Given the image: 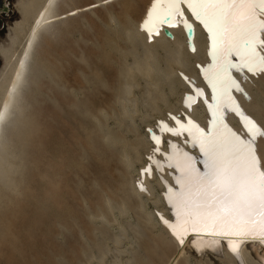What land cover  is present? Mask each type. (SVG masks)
Listing matches in <instances>:
<instances>
[{"label":"rangeland","instance_id":"rangeland-1","mask_svg":"<svg viewBox=\"0 0 264 264\" xmlns=\"http://www.w3.org/2000/svg\"><path fill=\"white\" fill-rule=\"evenodd\" d=\"M18 2L11 5L19 17L11 25L4 21L0 40L17 51L21 36L12 47L10 36L22 21ZM143 2L102 3L54 21L38 36L21 122L6 132L18 169L15 186L0 188V264H166L173 253L153 214L161 209L168 215L159 178L156 199L144 202L129 190L132 182L138 188L148 163L149 126L172 112L186 115L178 93L168 89V75L177 67L175 47L163 40L147 48L131 33L135 26L144 32L138 22ZM145 42L152 41L145 35ZM179 60L196 76L200 62L184 54ZM3 67L0 55V72ZM253 86L257 103L249 107L264 122V75Z\"/></svg>","mask_w":264,"mask_h":264},{"label":"snow or ice","instance_id":"snow-or-ice-1","mask_svg":"<svg viewBox=\"0 0 264 264\" xmlns=\"http://www.w3.org/2000/svg\"><path fill=\"white\" fill-rule=\"evenodd\" d=\"M182 5L207 31L212 57L206 70H202L211 90L210 100L204 98L203 89L194 86L193 93L185 96L184 104L191 108L197 97L202 98L210 119L205 129L190 117L182 119L169 113L173 123L159 121L160 134L149 129L154 147L147 166L141 169V177L145 174L150 177L153 169L163 171L165 164L179 173L175 183L180 190L167 187L166 192L177 223L162 216L161 219L180 244L184 243L181 235H188L189 223L194 233L211 227L217 229L211 234L221 237L237 241L250 237L264 242V159L257 148V138H264V127L245 113L233 95L240 92L248 96L233 71L264 73V0H152L141 24L150 40L154 32L159 34L160 25L182 24L191 29ZM229 113L239 118L243 133L228 124ZM164 133L173 137L186 134L184 143L198 147L203 156L199 161L203 170L180 144L165 141ZM163 143H167V152L161 148ZM157 153L163 159L157 158ZM138 184L141 191L147 190L143 180ZM228 246L239 259V243L230 240Z\"/></svg>","mask_w":264,"mask_h":264},{"label":"bare ground","instance_id":"bare-ground-1","mask_svg":"<svg viewBox=\"0 0 264 264\" xmlns=\"http://www.w3.org/2000/svg\"><path fill=\"white\" fill-rule=\"evenodd\" d=\"M75 1L76 0H19L17 4V10L21 13L20 15L22 16V21L20 23L16 22L14 24L15 28L13 31V35H11L10 33L11 36H9L11 47L16 43V41L20 39L18 36H21V40H19L18 44L20 49L17 51L16 49L11 50V48H4L3 46H0V55L4 59V67L0 72V188H3L9 182V188L15 186V184L13 185L12 181H14L15 179L14 174L17 172L18 167L17 165H14V162L10 159V154H8V134H6V132H10L11 129L15 130L16 127H18V124L21 122V117L23 113L22 94L24 92L23 90L25 89V87H27L28 84V81L26 79V72L28 67L30 66V58L31 55H33L32 49L35 45L38 36L40 37L44 32L49 31V25L54 21L69 18L78 14L81 11L96 8L102 3H106L112 0H97L95 2L88 3L83 6L75 5ZM151 1L152 0H144L142 5L141 18L138 21L139 23L145 17L146 11L150 6ZM182 7H184L185 9V17L190 21L194 29V36L192 42L195 50L193 52H188L187 50L186 36L180 24L171 27L167 25L158 26L159 34H152L151 40H148L152 42L149 44L145 42V35L147 36V34L145 33L147 31L145 32V30H143V33L139 32L137 30V26H135V28L133 29L134 31L131 32L133 36L140 40L143 45L147 48H151L155 45H158L163 40L168 41L170 45L175 47L172 54L176 58L177 67H175L173 70L171 69L172 71L168 75V89L170 94L174 97H176V94L178 93L179 103H181L184 93H190L188 85L184 82V80H182L180 76L182 72L188 75L187 72L190 71L188 68L189 63H187L186 65H182L179 60L180 55L184 54L186 58H194L196 62H200V66H203L206 62H212V57L210 56V42L208 54L206 53L207 43L209 41V37L208 40L206 37V35H208V33L206 34L207 31L201 26L198 21H196L191 16V13L187 10L185 6L182 5ZM163 27H167L171 31V33L173 34L172 39L167 40V38L163 35ZM206 68L207 66L201 69V74L196 69V76L190 74L187 78L188 80H192L195 86L201 87L204 90L205 98L209 99L211 90L207 87L204 77L202 75V70H206ZM178 69H181L182 71L181 73H178L179 77L176 73V70ZM233 75L236 76L239 74L233 71ZM263 75L264 73H260L257 75L245 73V77L242 79V85L245 87L248 93V97L243 98V106L240 102L242 96L239 95L237 92L233 93V95L238 100L240 99V101L238 102H240L241 106L244 108L245 113L250 115L262 127H264V122L259 118V116H257V114L254 113V111L252 112V110L254 109L251 110L249 106L253 103H257V97H254L255 94L253 95L251 86L253 88V85L258 83L259 77L261 78V76ZM179 78L185 83L187 87ZM171 82H175V87H172L170 85ZM178 88L180 89L178 90ZM196 102L198 103L194 104L191 108H185L184 112H186V115L190 116L197 124H199L200 127L206 129L208 119L207 113H209L207 106L206 104L204 105L199 98L196 99ZM261 102L259 100L258 103L260 104ZM201 108L202 112L204 113L203 115H201ZM262 108L264 110V105L262 106ZM179 109L180 107L174 110L178 112ZM172 114L176 115L174 112H172ZM166 118L169 117L167 116ZM166 118H162L159 120H165L169 124H171V120H166ZM181 118L183 119L184 117L181 116ZM227 122L234 130L243 133L242 125L238 124L237 120L231 113H229L227 116ZM154 125L156 124L154 123L153 125L149 126L150 128H148L147 130L148 134L146 133V138L149 136V129H151L153 132H157V125L156 127ZM167 138L174 141L175 143L180 144L187 152H189L193 157H195L196 166L203 170V165L199 163V161L203 159V156L201 155L198 147H193L191 144L184 143L185 139H187L186 134L177 138ZM164 140L166 141V139ZM152 145L154 147V144ZM150 146L148 147L150 148ZM263 146L264 138L258 137L257 148L258 153L262 159H264V152L262 149ZM161 148L164 152H167L169 150L166 143H163L161 145ZM151 151L152 150L149 151L148 155L151 154ZM157 154L159 155L160 153ZM160 156L161 157L157 158L163 159L161 154ZM128 162H130V160H128ZM144 163L145 162H143L140 166L144 165ZM130 165L131 163L128 164V166ZM146 166L147 164L142 167L145 168ZM178 176L179 173L175 169H169L165 164L163 171L157 172L155 171V169H153V173L150 176L152 179H149V176L147 174L141 177L140 170V177L136 180L138 188L133 187V182L131 184L129 183V190L133 194V196L145 202V199L158 198L157 194L155 193L154 180H157V177L159 178V181H157L160 182V184L162 185L161 191L163 193H161V199L166 204V211L168 212V215L164 214L161 209H158V212L153 214L155 216V220H158L157 223L159 222V227L165 234V237L167 238V240H169V242L173 244V253L171 254L166 264H189V262L192 260H195L197 264H264V242H261L260 239H251L250 237H244L240 238L237 241L233 237H221L218 235L211 234L217 231V229L211 227L206 229L202 228L200 233H194L192 232V225L191 223H189L186 228V231L189 235L184 236L182 234L181 238L184 240V243L180 244L176 236L172 234V231L165 223H163L161 219L162 216L164 220H167L170 223H177L176 216L174 215L173 211L167 203L166 192L167 187H171L175 191L180 190V186L175 183V179ZM140 180H143V184L144 186H146L147 189L146 191H141L140 185L138 184V181ZM142 193H145L146 197L143 196ZM151 194L152 197H150ZM157 213H159L160 215H157ZM150 217L154 219L153 215H150ZM230 240L233 243H239V259L235 254L231 252L228 246Z\"/></svg>","mask_w":264,"mask_h":264},{"label":"water","instance_id":"water-1","mask_svg":"<svg viewBox=\"0 0 264 264\" xmlns=\"http://www.w3.org/2000/svg\"><path fill=\"white\" fill-rule=\"evenodd\" d=\"M14 0H0V40L3 38L4 34L3 32H6L5 31V25H4V21L7 20L8 23L11 25V21L14 20V19H18V14L14 11L11 3H13ZM152 3V1H151ZM151 6V4H150ZM149 6V7H150ZM148 7V9H149ZM147 9V11H148ZM146 11V13H147ZM146 18V14H145V17L143 18V20L140 22V25H139V28L140 30H144L142 27H141V24L142 22L144 21V19ZM190 22V21H189ZM191 24V23H190ZM184 30V34L186 36V44H187V48L188 50H190L191 52L195 50L194 48V45H193V42H192V39H193V36H194V29H193V26L191 27V29H186L182 24H180ZM192 25V24H191ZM202 26V25H201ZM203 27V26H202ZM204 28V27H203ZM160 29V27H159ZM146 32V30H145ZM206 32V31H205ZM162 33L165 37L169 38V39H172L173 38V34L171 33V31L167 28V27H163L162 28ZM147 34V40H149V34L146 32ZM155 34V32L153 33ZM207 34V32H206ZM207 37V40H208V35H206ZM194 49V50H193ZM208 50H209V41L207 43V50H206V53L208 54ZM210 62H206L203 66H200L198 63L196 64V68L198 69L199 73L201 72V69L204 68L205 66H207ZM201 74V73H200ZM243 78L245 77V73H239ZM184 78V77H183ZM184 80H186L184 78ZM187 84L188 86L190 87V89L192 90V92L194 91V84L193 82L191 81V83H189L187 81ZM196 87V86H195ZM186 96V95H184ZM210 97H211V93L209 95V100H210ZM205 98V96H204ZM183 100V98H182ZM202 102H203V99L201 98ZM204 103V102H203ZM205 105V103H204ZM208 114V119H207V126L208 127V121L210 119V116H209V113ZM186 116V115H185ZM184 116V117H185ZM158 123V121H157ZM150 136V135H149ZM189 235V234H188Z\"/></svg>","mask_w":264,"mask_h":264}]
</instances>
